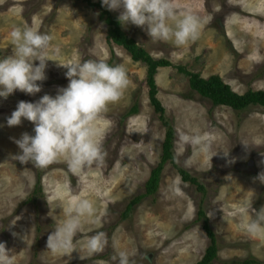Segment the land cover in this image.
I'll return each mask as SVG.
<instances>
[{
	"label": "rangeland",
	"instance_id": "obj_1",
	"mask_svg": "<svg viewBox=\"0 0 264 264\" xmlns=\"http://www.w3.org/2000/svg\"><path fill=\"white\" fill-rule=\"evenodd\" d=\"M176 3L180 12L190 10L201 21L195 42L178 47L153 42L135 25L122 28L155 58L184 65L205 78L219 75L239 93L264 89V0ZM111 12L118 17L119 11ZM24 25L54 35L49 54L59 48L63 61L103 59L123 65L131 83L123 98L97 121L106 129L101 137L106 165L78 174L64 162L40 170L16 161L12 156L20 150L12 138L19 139L23 132L34 135V125L27 120L7 125L19 101L36 102L66 87L67 69L49 60L47 79L37 82L42 83L40 92L28 95L17 90L7 99L0 97V242L14 264H115L111 257L116 251L127 252L134 264H195L210 244L206 218L218 244L211 264H264V235L245 230L255 218L254 209L264 206V184L253 179L264 172L263 106L235 110L214 105L193 90L189 78L175 66L159 68L157 96L174 125L176 163L203 189L183 180L168 160L157 192L142 196L124 216L130 201L145 194V182L162 157L166 136L149 99L147 65L108 40L101 11L84 0H0V58L12 53L13 27ZM183 135H199L202 144L185 143ZM82 198L93 202L95 214L81 218L74 240L79 250L71 256L53 254L46 248L48 235L65 222L64 210L70 203ZM200 209L206 217L200 216ZM97 232L107 235L105 250L80 259L88 256L85 242Z\"/></svg>",
	"mask_w": 264,
	"mask_h": 264
},
{
	"label": "clouds",
	"instance_id": "obj_2",
	"mask_svg": "<svg viewBox=\"0 0 264 264\" xmlns=\"http://www.w3.org/2000/svg\"><path fill=\"white\" fill-rule=\"evenodd\" d=\"M102 5L110 11H119L117 19L123 27L130 24L140 27L153 42H171L179 47L200 37L199 17L190 10L180 12L176 0H102ZM10 36L12 53L0 58V97L7 99L17 90L28 95L40 92L42 83L37 82L47 79L49 60L67 69L65 76L69 81L55 96L45 94L36 102H18L7 118V125L19 126L22 120H27L34 125V135L23 132L19 139L12 138L20 150L12 158L40 170L64 162L73 174L93 165L105 166L107 152L101 137L106 129L97 121L111 104L123 98L130 86L126 68L110 65L103 59L63 61L59 48L53 50L54 54L47 51L54 35L28 25L14 26ZM181 140L201 145L203 137L183 135ZM253 179L264 184V172ZM64 211L67 219L50 232L46 248L53 254L71 256L74 250H79L74 240L82 227L81 218L94 216L95 208L92 201L82 198L71 202ZM254 212L255 218L249 220L245 230L264 235V206ZM107 245L106 233L97 232L85 242L88 256L80 259L102 253ZM111 260L115 264H134L125 251H116ZM0 264H14L4 242H0Z\"/></svg>",
	"mask_w": 264,
	"mask_h": 264
},
{
	"label": "trees",
	"instance_id": "obj_3",
	"mask_svg": "<svg viewBox=\"0 0 264 264\" xmlns=\"http://www.w3.org/2000/svg\"><path fill=\"white\" fill-rule=\"evenodd\" d=\"M89 5L97 7L101 11V18L106 22L107 28V38L110 42L116 43L122 46L130 54L134 61H141L147 65V76L146 81L149 87V99L154 107L156 113L159 114V119L162 121L166 128V136L163 141V154L159 163L152 169L149 178L145 182V194L135 197L130 201L125 210V215L133 209L134 205L139 201V199L144 195H154L160 184L162 172L164 169V164L170 160L175 167H177L182 179L185 181H190L194 184H198L199 189H203L202 183L193 175H191L188 170L179 166L176 163V157L174 155L173 146L175 139V129L172 121L166 116V108L158 98V85L156 81V74L158 69L161 67L175 66L172 62L166 58H155L153 57L143 46L139 45L137 41L129 36L122 25L119 23L117 16L113 15L107 7L102 5L101 1L84 0ZM180 73H183L189 78L190 86L193 90H196L202 96L209 98L214 105H226L235 110H244L252 105H260L264 107V89H249L244 93L236 92L230 84L226 83L221 76L211 75L209 77L201 76L199 72H193L184 65L175 66ZM137 105H135L131 112L136 111ZM40 179V177H39ZM40 181H38L39 185ZM40 190V188H38ZM200 216H205L206 214L203 210H199ZM205 231L210 239V244L208 245L204 256L197 261L195 264H211L212 261L217 257L218 244L215 232L212 230L208 218L205 219L204 224ZM251 262L246 261V263Z\"/></svg>",
	"mask_w": 264,
	"mask_h": 264
}]
</instances>
